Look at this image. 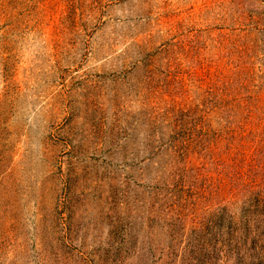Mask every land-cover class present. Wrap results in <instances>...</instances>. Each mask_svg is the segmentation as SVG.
Here are the masks:
<instances>
[{"label": "rangeland", "instance_id": "rangeland-1", "mask_svg": "<svg viewBox=\"0 0 264 264\" xmlns=\"http://www.w3.org/2000/svg\"><path fill=\"white\" fill-rule=\"evenodd\" d=\"M221 211L264 220V0H0V264H236Z\"/></svg>", "mask_w": 264, "mask_h": 264}, {"label": "trees", "instance_id": "trees-1", "mask_svg": "<svg viewBox=\"0 0 264 264\" xmlns=\"http://www.w3.org/2000/svg\"><path fill=\"white\" fill-rule=\"evenodd\" d=\"M215 215H217V221L212 219L214 229L218 227L220 220H224L225 230L221 233L220 230L215 231V237L208 242V249L210 248L211 252L205 251L207 253L205 256L218 257L220 250L233 254L238 260L236 264H264V231H262L264 220L258 219L251 222L245 217L235 220L234 216L223 211ZM221 234L226 237L222 238ZM202 262L204 261L201 260L200 263Z\"/></svg>", "mask_w": 264, "mask_h": 264}]
</instances>
